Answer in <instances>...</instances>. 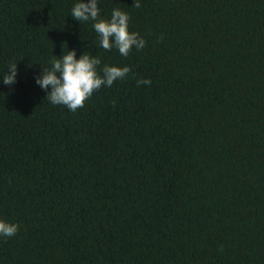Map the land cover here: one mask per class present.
Returning <instances> with one entry per match:
<instances>
[{
  "label": "trees",
  "instance_id": "1",
  "mask_svg": "<svg viewBox=\"0 0 264 264\" xmlns=\"http://www.w3.org/2000/svg\"><path fill=\"white\" fill-rule=\"evenodd\" d=\"M73 2L0 0V264H264V0H98L126 57ZM67 48L130 72L53 105L33 77Z\"/></svg>",
  "mask_w": 264,
  "mask_h": 264
},
{
  "label": "clouds",
  "instance_id": "2",
  "mask_svg": "<svg viewBox=\"0 0 264 264\" xmlns=\"http://www.w3.org/2000/svg\"><path fill=\"white\" fill-rule=\"evenodd\" d=\"M136 7L140 0H133ZM98 0H74L70 16L82 22L91 21L100 48L116 49L121 56H127L132 49H142L144 38L135 31H129V16L120 8H112L107 18L99 16ZM101 65L97 55L83 51L77 56L76 49H62L59 56L52 55L39 74L33 77L34 83L46 93V98L53 105H63L69 111L82 107L92 93L103 87H111L130 72L127 65ZM17 74L16 63H9L4 73L0 74V83L12 85ZM137 86L150 84L148 78L136 80ZM15 222L0 218V238L11 237L18 231Z\"/></svg>",
  "mask_w": 264,
  "mask_h": 264
}]
</instances>
